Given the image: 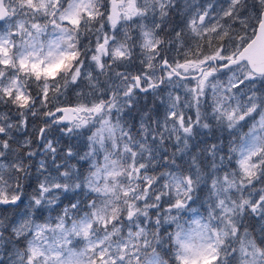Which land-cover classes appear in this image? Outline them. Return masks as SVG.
<instances>
[{"label": "snow or ice", "instance_id": "1", "mask_svg": "<svg viewBox=\"0 0 264 264\" xmlns=\"http://www.w3.org/2000/svg\"><path fill=\"white\" fill-rule=\"evenodd\" d=\"M0 264H264V0H0Z\"/></svg>", "mask_w": 264, "mask_h": 264}, {"label": "rangeland", "instance_id": "2", "mask_svg": "<svg viewBox=\"0 0 264 264\" xmlns=\"http://www.w3.org/2000/svg\"><path fill=\"white\" fill-rule=\"evenodd\" d=\"M247 129H245V131H246Z\"/></svg>", "mask_w": 264, "mask_h": 264}]
</instances>
